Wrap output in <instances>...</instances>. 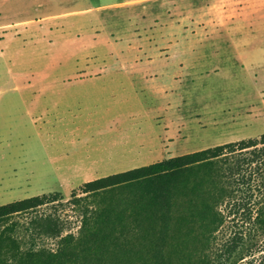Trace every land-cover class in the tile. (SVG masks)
Returning a JSON list of instances; mask_svg holds the SVG:
<instances>
[{"label":"rangeland","instance_id":"1","mask_svg":"<svg viewBox=\"0 0 264 264\" xmlns=\"http://www.w3.org/2000/svg\"><path fill=\"white\" fill-rule=\"evenodd\" d=\"M124 1L0 0V206L58 193L63 199L41 212L59 218L63 234L81 228L86 182L264 134L263 16L229 35L217 20L195 31L215 42L193 48L197 57L170 94L160 88L174 80L126 69L117 44L126 14L139 8L116 5ZM111 34L119 42H107ZM187 51L155 42L149 55ZM229 216L231 233L242 215Z\"/></svg>","mask_w":264,"mask_h":264},{"label":"trees","instance_id":"2","mask_svg":"<svg viewBox=\"0 0 264 264\" xmlns=\"http://www.w3.org/2000/svg\"><path fill=\"white\" fill-rule=\"evenodd\" d=\"M80 190L91 204L78 234L41 212L63 199L58 193L0 206V264H264V134ZM240 214L230 233L229 215ZM25 216L28 224L17 219ZM47 239L53 247L40 244Z\"/></svg>","mask_w":264,"mask_h":264},{"label":"crops","instance_id":"3","mask_svg":"<svg viewBox=\"0 0 264 264\" xmlns=\"http://www.w3.org/2000/svg\"><path fill=\"white\" fill-rule=\"evenodd\" d=\"M116 5L125 6V9L139 8L138 12L128 11L126 14L129 28L125 29V43L124 46L117 44L122 54H127L124 58L129 62L126 69L129 70L130 77L139 75L146 79L174 80L173 83H165L160 88L166 93L170 91V94L177 91L180 83L178 81L197 57L193 48L200 42H215L212 39L198 38V30H206L208 25L217 20L215 24L219 25V30L229 35L234 30H240V26L255 21L257 17H264V4L255 5V0H125ZM70 13L73 12L62 15ZM215 14L220 19L215 18ZM9 25L11 24H3L1 27ZM111 37L107 42H119L112 41L117 38L115 34H111ZM155 42H168L172 50L185 47L188 51L178 55L161 54L151 58L153 55L149 54ZM164 63H177L181 70H171V66L160 65ZM176 134L179 135V131ZM162 143L161 147L164 148V140ZM168 143L174 144L170 140ZM172 157L177 156L172 155L170 158Z\"/></svg>","mask_w":264,"mask_h":264}]
</instances>
